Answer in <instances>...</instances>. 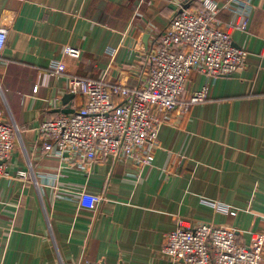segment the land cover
I'll return each mask as SVG.
<instances>
[{
	"label": "crops",
	"instance_id": "obj_1",
	"mask_svg": "<svg viewBox=\"0 0 264 264\" xmlns=\"http://www.w3.org/2000/svg\"><path fill=\"white\" fill-rule=\"evenodd\" d=\"M194 1L0 0V26L9 33L0 111L23 126L9 175L0 178V264H185L163 251L178 217L192 227L234 228L244 244L249 232H264V0H238L236 11L220 13L223 25L248 21L231 34L248 51L245 64L214 80L191 74L184 99L206 84L209 99L161 126L152 164L60 159L40 147V123L69 114L71 76L104 78L108 89L141 86L147 53L170 17ZM68 46L78 55L65 54ZM54 61L64 65L61 75L51 74ZM74 95L75 111L86 97ZM80 191L103 200L81 206Z\"/></svg>",
	"mask_w": 264,
	"mask_h": 264
},
{
	"label": "built area",
	"instance_id": "obj_2",
	"mask_svg": "<svg viewBox=\"0 0 264 264\" xmlns=\"http://www.w3.org/2000/svg\"><path fill=\"white\" fill-rule=\"evenodd\" d=\"M237 1L195 0L192 5L181 6L147 53L149 72L141 86L117 83L108 89L104 78L71 76L69 91L84 95L86 103L72 113L40 123L42 151L60 159L80 156L92 162L113 156L130 158L136 167L152 164L161 126L171 121L173 113L181 115L192 105L209 99L207 84L184 99L191 74L203 73L214 80L244 66L248 51L235 47L231 34L235 28L247 29L248 21H234L232 17L223 25L219 17L223 10L236 11ZM8 34V29L0 26V61ZM77 53L70 46L65 49L67 55ZM63 71L61 61L52 63V75ZM22 129L0 111V178L9 175L15 137ZM29 168L32 171L31 162ZM28 174L19 171L21 177L27 178ZM57 196L64 195L58 192ZM77 199L88 208H95L103 200L86 191L77 192ZM208 202L228 211L225 205ZM249 234L250 242L244 244L237 239L234 228L209 222L192 227L178 217L176 228L166 235L163 251L173 261L185 264H264V232ZM80 264L96 263L83 260Z\"/></svg>",
	"mask_w": 264,
	"mask_h": 264
},
{
	"label": "water",
	"instance_id": "obj_3",
	"mask_svg": "<svg viewBox=\"0 0 264 264\" xmlns=\"http://www.w3.org/2000/svg\"><path fill=\"white\" fill-rule=\"evenodd\" d=\"M186 7V5L184 6ZM75 95L73 93L67 94L64 97V104L66 105V109L63 110L64 113H72L74 112V109L71 108V99L74 97Z\"/></svg>",
	"mask_w": 264,
	"mask_h": 264
}]
</instances>
